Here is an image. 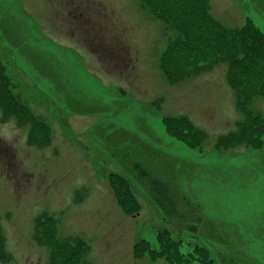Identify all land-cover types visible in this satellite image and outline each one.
Segmentation results:
<instances>
[{
	"label": "rangeland",
	"instance_id": "374dc122",
	"mask_svg": "<svg viewBox=\"0 0 264 264\" xmlns=\"http://www.w3.org/2000/svg\"><path fill=\"white\" fill-rule=\"evenodd\" d=\"M145 2L0 0V264H49L51 234L55 264H169L158 255L170 249L181 264H264V38L243 31L264 36V0ZM214 22L237 34L232 47ZM169 38L167 78L156 55ZM240 91L261 117L248 146L219 138L242 118ZM176 124L193 129L179 140ZM122 131L143 144L124 150ZM135 159L156 176L191 171L176 195L200 232L166 224L127 176ZM72 250L87 255L64 261Z\"/></svg>",
	"mask_w": 264,
	"mask_h": 264
},
{
	"label": "trees",
	"instance_id": "16d2710c",
	"mask_svg": "<svg viewBox=\"0 0 264 264\" xmlns=\"http://www.w3.org/2000/svg\"><path fill=\"white\" fill-rule=\"evenodd\" d=\"M157 9V15L158 17L164 18L165 20H168L164 13L165 10H161V8L156 7ZM163 20V19H162ZM168 23V22H166ZM95 24V22H94ZM171 24V23H170ZM169 25V24H168ZM169 27V26H168ZM90 32V31H89ZM222 36V34L220 35ZM184 46L187 47L188 44L186 41H184ZM222 46H220L221 48ZM185 50V49H184ZM174 50L171 49V53H173ZM170 63H173V56L172 58H170L168 60ZM238 97L240 98L241 101H243V98L238 95ZM242 115L243 118L241 121H239L238 124V129L236 130V132H232L230 134H228L227 136H223L224 139H227L225 142H235L238 144H245L248 146V144L253 143V133L258 129V121L261 117H256L254 116L251 112L247 111L245 109V105L242 109ZM167 120V119H165ZM264 120V118H263ZM170 122H175L173 120H170ZM179 124V121H178ZM261 126V124H260ZM175 127H177V133L175 135V137L179 140H181V133L184 129L186 130H192L190 125L186 126L184 128L181 129V127L179 125H175ZM262 127V126H261ZM123 135L125 136V144L126 147H123L124 150L128 151V150H132L133 147L135 146H139L142 145L143 143H141L142 141H140L139 139L136 138V135L131 136L130 134L123 132ZM256 136V134H255ZM257 138V136H256ZM197 146V145H196ZM167 157V156H166ZM166 160H169L166 158ZM166 160H164L166 162ZM177 160V159H176ZM172 166H174L171 160H169ZM167 161V162H169ZM130 168H131V172L129 173L130 175H127L131 180H134L135 182H137V184L144 190V192L146 193V195L148 196V198L156 205V208L159 210L160 215L163 217V219L167 222H169L172 226L171 227H175L177 229H181L182 231L185 230L188 233L194 235V233H196L197 231L200 232V225H201V221L198 220V218H194L192 216H188L186 213L187 211L185 210V208L181 205V203L184 201L182 199V197H179L176 195V191L180 190L181 185L179 183V181L181 180H187V178L191 175V171L190 170H186L183 171L182 169H180L181 167L178 166L177 167V171H171L168 174H165L164 176H156L153 175L144 165L141 164V162L138 159L129 161ZM172 169V167L170 168ZM183 173V175H182ZM121 180L122 177H121ZM188 181H190V179L188 178ZM126 182L127 179H126ZM125 189V186H124ZM126 192V191H125ZM187 204V200L185 202V205ZM182 218L184 219V222H182ZM180 219V221H178ZM200 223V225H199ZM199 226V228H198ZM39 228V225L37 223L36 226V230ZM50 229V228H48ZM46 229V230H48ZM222 226L219 227V230H222ZM36 233L39 235V232L36 231ZM261 231L258 234V237L261 235ZM167 236H165L166 238ZM62 241V245L61 246H68L69 240H61ZM219 243H222L224 245H228V247H230L229 244V240L227 238L223 239V240H216ZM55 241H53V238L50 240L51 245L53 246L55 249L56 247H59L60 244L59 242H57L56 244H54ZM62 248V247H61ZM53 249L52 254H51V262L53 264H55V259L57 260L58 257L57 256V250ZM60 249V248H59ZM75 250L70 251L71 253L67 256H65L64 261H69V259H77L75 258L74 254H77L78 256L80 255V253L78 251L74 252ZM170 252L165 253V254H161L158 255L159 257H163V259L165 261H167L169 264H181V261L183 259L181 254H177V252H171L172 249L169 250ZM233 251V250H232ZM82 253V255H87V253L82 250L80 251ZM86 253V254H85ZM69 259H68V258ZM8 260L7 257H5V255L2 253V250L0 248V260L6 261ZM253 259H250V262L253 263ZM71 262V261H69ZM220 262L222 264H226L225 261L220 260ZM51 263V264H52Z\"/></svg>",
	"mask_w": 264,
	"mask_h": 264
}]
</instances>
